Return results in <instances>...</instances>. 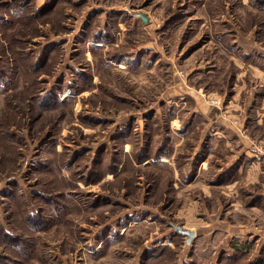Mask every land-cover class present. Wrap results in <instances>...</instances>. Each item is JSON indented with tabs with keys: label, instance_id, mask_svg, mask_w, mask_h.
Returning a JSON list of instances; mask_svg holds the SVG:
<instances>
[{
	"label": "rangeland",
	"instance_id": "1",
	"mask_svg": "<svg viewBox=\"0 0 264 264\" xmlns=\"http://www.w3.org/2000/svg\"><path fill=\"white\" fill-rule=\"evenodd\" d=\"M252 71L264 0H0V264H264Z\"/></svg>",
	"mask_w": 264,
	"mask_h": 264
},
{
	"label": "crops",
	"instance_id": "2",
	"mask_svg": "<svg viewBox=\"0 0 264 264\" xmlns=\"http://www.w3.org/2000/svg\"><path fill=\"white\" fill-rule=\"evenodd\" d=\"M256 73V74H255ZM262 75V78L264 77V75L262 73H260V71H252L251 72V75L252 77H259V75ZM261 78V79H262ZM262 86V85H261ZM263 86H264V82H263ZM203 115L205 114L206 117L208 118L207 116V112H203ZM218 118V117H217ZM211 133L208 134V138H207V146H208V149L210 150H216V152H218V148L220 146L224 147L230 154V157L229 160H235V157L234 156H240V150L238 149V146H240L241 148H243L244 150V156H249V151L244 147L246 146L245 144V141L240 137H235L236 135V131L235 129L232 127V125L229 123V121L227 120H223V119H217V123H215V126L213 129L210 130ZM235 137V138H233ZM233 140V141H232ZM243 144V145H241ZM233 147H236L238 150V152H233L232 153V148ZM237 159V158H236ZM258 166V165H257ZM257 166H255V169L257 168ZM241 166L239 165L237 167V172L240 170ZM215 174V179L217 181L216 184H212L215 186H218V187H223L224 186H227L228 184L229 185H232V181H233V176L236 175L237 173H214ZM261 173H257L254 175V183H258L259 182V177H260ZM246 178H249V177H246ZM228 185V186H229ZM216 188V187H215ZM261 188L263 189L262 191H259V193H255L253 194V196H251L250 193H247V197H248V200L250 201V204L247 206L249 209H255V206L261 210L264 211V185H261ZM253 234V232L251 233ZM250 235V233L248 234ZM261 238V237H259ZM243 241V240H242ZM250 241V239H249ZM244 243L246 241H243ZM248 242V241H247ZM257 242V240L255 241ZM259 243L261 242L258 241ZM250 243V242H248ZM258 243V244H259ZM257 244V243H256ZM264 247V245H262V242L260 243V245L256 246L255 247H259V248H256L254 247V251H252V249H250L251 252H249V255H250V258L253 259L254 257H257L259 256V254L257 253H260V250L261 247Z\"/></svg>",
	"mask_w": 264,
	"mask_h": 264
},
{
	"label": "water",
	"instance_id": "3",
	"mask_svg": "<svg viewBox=\"0 0 264 264\" xmlns=\"http://www.w3.org/2000/svg\"><path fill=\"white\" fill-rule=\"evenodd\" d=\"M139 17H140L141 21H142L144 24L147 23V18H146L143 14H140ZM177 231H178L180 234L184 235V236H188L189 238H190V237H193V235H194L193 232H191V231H182L181 228H179V227L177 228Z\"/></svg>",
	"mask_w": 264,
	"mask_h": 264
}]
</instances>
